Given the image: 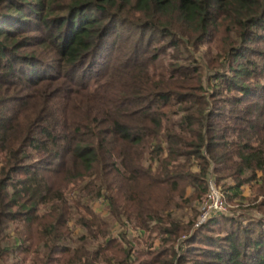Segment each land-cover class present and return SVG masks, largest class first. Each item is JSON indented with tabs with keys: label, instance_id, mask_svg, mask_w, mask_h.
Segmentation results:
<instances>
[{
	"label": "trees",
	"instance_id": "16d2710c",
	"mask_svg": "<svg viewBox=\"0 0 264 264\" xmlns=\"http://www.w3.org/2000/svg\"><path fill=\"white\" fill-rule=\"evenodd\" d=\"M211 174L250 211L196 228ZM26 262L264 264V0H0V264Z\"/></svg>",
	"mask_w": 264,
	"mask_h": 264
},
{
	"label": "rangeland",
	"instance_id": "374dc122",
	"mask_svg": "<svg viewBox=\"0 0 264 264\" xmlns=\"http://www.w3.org/2000/svg\"><path fill=\"white\" fill-rule=\"evenodd\" d=\"M36 25H38L35 21L32 22V25L30 28H28V31L26 34H23V35H37L39 34L40 32H37L35 29V27H37ZM40 25V24H39ZM21 35V37L23 36ZM34 49L36 48H26V49H21L19 52L21 53H27V52H30V51H33ZM39 49V55L44 57L47 61L49 60V62H52V59L51 57L53 56H50L49 54V50L47 48H44V47H40V48H37ZM200 54L199 56L201 57L203 63L205 64L206 66V76L207 74L209 73H212V72H209L210 70L214 69V68H210L209 65H211L213 62H214V55L216 53V51H214V49L210 52V55L207 56L206 52H208V48L204 47L200 50ZM31 53V52H30ZM222 70H225V67L223 68L222 67ZM207 79V78H206ZM207 82V80H206ZM206 85L208 86V83H206ZM209 87V86H208ZM211 89V87H209ZM176 119H178V117H176ZM220 186V185H219ZM221 187V186H220ZM251 188L250 186H246L245 187V190H244V194L250 198V195H251ZM249 201H246L245 205H249L248 203ZM197 204L196 203V208H197ZM229 205H230V209H229V212L227 214H230V213H238V212H244V213H248L250 210H247L245 208H241V207H238L237 204H234V203H231L229 202ZM95 208L98 210V211H105L106 210V207L105 205L101 204V202H98L96 203L95 205ZM245 210V211H244ZM187 213L184 214L183 218L185 221H189L192 219V217L195 216L196 212L194 208L192 209H189L188 211H186ZM255 214L259 215L258 212L254 211ZM182 215L181 213L179 214V216ZM199 215V214H198ZM197 215L195 217V219L197 220ZM197 222V221H196ZM72 225V224H71ZM110 235L111 236H115L117 238L119 237H122V232L126 231L127 233V237H126V245L127 243H131L133 242V245L135 246L134 250L136 249H145L147 248V246L151 245V244H155L158 245L159 243V238L156 236V232H150V231H142L140 233L136 232V230L133 228V226H130L129 228H126V227H123V226H115L114 225L112 226L111 230H110ZM82 233L81 229L80 228H77L75 230V236H78ZM24 264H29V262H26ZM61 264H64L61 262ZM107 264H112V263H107Z\"/></svg>",
	"mask_w": 264,
	"mask_h": 264
},
{
	"label": "built area",
	"instance_id": "2783aa9c",
	"mask_svg": "<svg viewBox=\"0 0 264 264\" xmlns=\"http://www.w3.org/2000/svg\"><path fill=\"white\" fill-rule=\"evenodd\" d=\"M199 215L195 227H200L219 214H227L229 201L214 175L208 177V189L198 204Z\"/></svg>",
	"mask_w": 264,
	"mask_h": 264
}]
</instances>
